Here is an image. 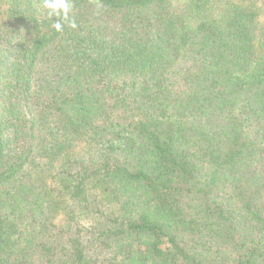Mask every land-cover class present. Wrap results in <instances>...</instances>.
Returning <instances> with one entry per match:
<instances>
[{"label":"trees","instance_id":"trees-1","mask_svg":"<svg viewBox=\"0 0 264 264\" xmlns=\"http://www.w3.org/2000/svg\"><path fill=\"white\" fill-rule=\"evenodd\" d=\"M0 0V264H264L258 0Z\"/></svg>","mask_w":264,"mask_h":264},{"label":"clouds","instance_id":"clouds-1","mask_svg":"<svg viewBox=\"0 0 264 264\" xmlns=\"http://www.w3.org/2000/svg\"><path fill=\"white\" fill-rule=\"evenodd\" d=\"M43 5L46 9H48V15L50 17L55 16L62 19H57L55 24L53 25L56 31L63 30L62 21H69V26L72 28L76 27V23L74 20H69V14L71 12V0H43Z\"/></svg>","mask_w":264,"mask_h":264},{"label":"rangeland","instance_id":"rangeland-1","mask_svg":"<svg viewBox=\"0 0 264 264\" xmlns=\"http://www.w3.org/2000/svg\"><path fill=\"white\" fill-rule=\"evenodd\" d=\"M175 3H181L185 0H173ZM258 6L260 9V22L264 21V0H258Z\"/></svg>","mask_w":264,"mask_h":264}]
</instances>
